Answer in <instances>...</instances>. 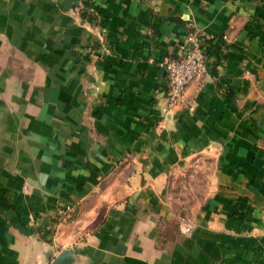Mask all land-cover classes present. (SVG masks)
Listing matches in <instances>:
<instances>
[{
  "label": "crops",
  "instance_id": "obj_1",
  "mask_svg": "<svg viewBox=\"0 0 264 264\" xmlns=\"http://www.w3.org/2000/svg\"><path fill=\"white\" fill-rule=\"evenodd\" d=\"M188 29L228 43L169 108L158 62ZM198 169L182 209L175 180ZM63 250L264 264V0H0V264Z\"/></svg>",
  "mask_w": 264,
  "mask_h": 264
},
{
  "label": "built area",
  "instance_id": "obj_2",
  "mask_svg": "<svg viewBox=\"0 0 264 264\" xmlns=\"http://www.w3.org/2000/svg\"><path fill=\"white\" fill-rule=\"evenodd\" d=\"M93 11L94 8L90 6L87 13ZM96 21L99 31L102 33L104 29L102 28L101 19L97 18ZM227 43L228 39L226 36L217 39L211 35H205L196 29L187 30L182 54L176 58L165 57L158 62V66L165 76V100L167 107L173 108L178 106L182 102L188 85L205 75L209 44L216 46L224 54ZM58 213L63 220L70 218L69 213L63 209H60ZM177 225L181 234L189 233L190 227L184 216L178 218Z\"/></svg>",
  "mask_w": 264,
  "mask_h": 264
},
{
  "label": "rangeland",
  "instance_id": "obj_3",
  "mask_svg": "<svg viewBox=\"0 0 264 264\" xmlns=\"http://www.w3.org/2000/svg\"><path fill=\"white\" fill-rule=\"evenodd\" d=\"M206 169H198L196 172H188L185 176H179L175 181L173 189V200L176 201L182 209L190 202L202 198L205 192V174ZM183 214V210H180Z\"/></svg>",
  "mask_w": 264,
  "mask_h": 264
},
{
  "label": "water",
  "instance_id": "obj_4",
  "mask_svg": "<svg viewBox=\"0 0 264 264\" xmlns=\"http://www.w3.org/2000/svg\"><path fill=\"white\" fill-rule=\"evenodd\" d=\"M71 258L72 252L70 250H63L55 257L51 264H69Z\"/></svg>",
  "mask_w": 264,
  "mask_h": 264
}]
</instances>
